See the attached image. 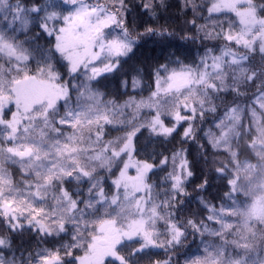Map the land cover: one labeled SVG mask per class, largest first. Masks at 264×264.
I'll return each mask as SVG.
<instances>
[{"label": "snow or ice", "instance_id": "6c2138e0", "mask_svg": "<svg viewBox=\"0 0 264 264\" xmlns=\"http://www.w3.org/2000/svg\"><path fill=\"white\" fill-rule=\"evenodd\" d=\"M128 7L0 0V220L48 238L36 264H172L168 250L181 246L184 264H264V3L141 0L135 15ZM145 37L200 47L162 59L157 48L148 95L110 98L107 74ZM207 112L213 123L199 138L224 163L197 179L205 196L195 210L164 213L147 183L155 162L166 163L151 138L190 137ZM189 156L173 155L181 194ZM9 164L25 176L22 189Z\"/></svg>", "mask_w": 264, "mask_h": 264}, {"label": "clouds", "instance_id": "9594fccd", "mask_svg": "<svg viewBox=\"0 0 264 264\" xmlns=\"http://www.w3.org/2000/svg\"><path fill=\"white\" fill-rule=\"evenodd\" d=\"M171 2V0H156L157 4H164L165 6ZM199 4L201 0H196ZM141 0H129L128 11L135 15V8L140 5ZM183 3V0H181ZM259 3H264V0H258ZM163 11V10H161ZM141 29L130 25L129 35L130 37H136L137 33ZM170 31L174 29L170 28ZM148 44L152 48H159L157 52V59H162L167 52L175 53L176 47L189 46L192 49L193 57L197 54V49L200 47V43L194 40L185 42L177 39L176 44L172 47H167L163 44H158L153 40L145 37L136 39L133 44L132 50L126 55L120 58L122 68L118 73L107 74L106 79L108 83L105 86V91L111 93L110 98L122 97L127 99L129 95H135L137 97L141 95H148L151 88V77L155 71L157 65L150 63L153 58H145L141 55V50ZM130 68H135L137 71H131ZM72 79V76H69ZM77 84L83 79L81 76L76 78ZM139 80V84L134 85L133 80ZM70 103L75 104L76 101V89H73ZM219 105L220 102L216 101ZM214 112H207L204 120L197 119L193 122V132L190 137L173 136V137H152V140H156L155 145V156L160 158H166V163L161 165L156 161V167L153 169L147 179V183L152 188L153 199L156 203L161 205V211L167 213L169 210L177 211L178 209H186L189 205L195 210L199 204L202 196H205V188L197 187V179L199 178L202 182L211 175L209 165L213 163H224L222 160H214L212 156L208 154L207 149L203 146L206 142V137L201 140L199 137L204 136V132L207 131L210 124L213 123ZM259 120H264V112L260 113ZM203 129L204 131H201ZM179 131V129H178ZM145 136H149L145 133ZM151 148V143L149 144ZM191 150V156H189V165L191 167V174L184 177L182 187L184 189L181 194L179 190L172 188L171 177L176 174V161L173 160V155L179 153L181 156H187ZM215 151V150H213ZM207 159L208 165L205 164ZM195 165V166H193ZM7 170L11 174L15 185L19 188L24 187L25 176L17 170V165H7ZM106 175V174H105ZM84 189L83 184L80 186V190L76 192V195H83ZM169 203V209L163 207L165 201ZM175 205V207H171ZM67 233L64 234L65 238ZM60 239V237H54ZM48 239L47 237H40L36 233H30L27 229H16L12 230L10 226L4 221L0 220V240L3 244L0 245V261L3 264H36L35 261V248L37 245L43 246V242ZM193 237L188 235L185 243H190ZM31 245V246H29ZM171 256L172 264H184V248H173L168 250ZM167 258L166 256L164 257Z\"/></svg>", "mask_w": 264, "mask_h": 264}, {"label": "trees", "instance_id": "16d2710c", "mask_svg": "<svg viewBox=\"0 0 264 264\" xmlns=\"http://www.w3.org/2000/svg\"><path fill=\"white\" fill-rule=\"evenodd\" d=\"M156 52L155 48L150 47L148 44H146L143 49L141 50V55L145 58L151 57Z\"/></svg>", "mask_w": 264, "mask_h": 264}]
</instances>
